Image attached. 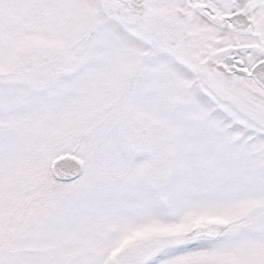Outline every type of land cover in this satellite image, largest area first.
Returning a JSON list of instances; mask_svg holds the SVG:
<instances>
[{
    "label": "snow or ice",
    "instance_id": "6c2138e0",
    "mask_svg": "<svg viewBox=\"0 0 264 264\" xmlns=\"http://www.w3.org/2000/svg\"><path fill=\"white\" fill-rule=\"evenodd\" d=\"M0 264H264V0H0Z\"/></svg>",
    "mask_w": 264,
    "mask_h": 264
}]
</instances>
